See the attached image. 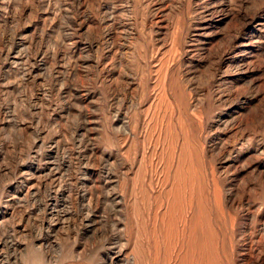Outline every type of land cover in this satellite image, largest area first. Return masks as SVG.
Returning <instances> with one entry per match:
<instances>
[{"label": "rangeland", "instance_id": "obj_1", "mask_svg": "<svg viewBox=\"0 0 264 264\" xmlns=\"http://www.w3.org/2000/svg\"><path fill=\"white\" fill-rule=\"evenodd\" d=\"M0 264H264V0H0Z\"/></svg>", "mask_w": 264, "mask_h": 264}, {"label": "bare ground", "instance_id": "obj_2", "mask_svg": "<svg viewBox=\"0 0 264 264\" xmlns=\"http://www.w3.org/2000/svg\"><path fill=\"white\" fill-rule=\"evenodd\" d=\"M119 252V251H118Z\"/></svg>", "mask_w": 264, "mask_h": 264}]
</instances>
